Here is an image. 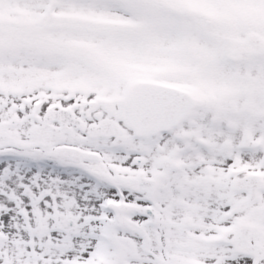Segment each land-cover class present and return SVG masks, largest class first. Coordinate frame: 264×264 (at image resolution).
<instances>
[{
    "label": "snow or ice",
    "instance_id": "snow-or-ice-1",
    "mask_svg": "<svg viewBox=\"0 0 264 264\" xmlns=\"http://www.w3.org/2000/svg\"><path fill=\"white\" fill-rule=\"evenodd\" d=\"M0 264H264V0H0Z\"/></svg>",
    "mask_w": 264,
    "mask_h": 264
}]
</instances>
